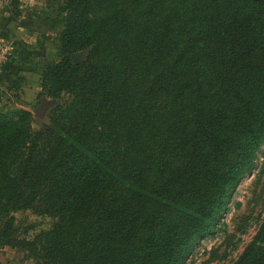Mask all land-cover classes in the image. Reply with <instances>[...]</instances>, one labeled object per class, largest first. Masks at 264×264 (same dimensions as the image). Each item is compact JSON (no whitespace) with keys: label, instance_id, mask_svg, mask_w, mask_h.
<instances>
[{"label":"trees","instance_id":"trees-1","mask_svg":"<svg viewBox=\"0 0 264 264\" xmlns=\"http://www.w3.org/2000/svg\"><path fill=\"white\" fill-rule=\"evenodd\" d=\"M33 134L0 113V244L35 264H180L264 143V0H67ZM87 52L78 62L72 54ZM51 227L23 233L13 212ZM236 264H264V224Z\"/></svg>","mask_w":264,"mask_h":264},{"label":"rangeland","instance_id":"rangeland-1","mask_svg":"<svg viewBox=\"0 0 264 264\" xmlns=\"http://www.w3.org/2000/svg\"><path fill=\"white\" fill-rule=\"evenodd\" d=\"M67 0H0V113L14 115L16 108L32 114L33 134L51 122L58 106L72 95L59 97L44 86L48 65L62 59L61 32ZM87 52L72 54L74 63ZM23 233L51 227L54 219L33 208L12 213ZM264 224V143L253 163L228 196L223 213L185 254L180 264H236ZM0 264H35L29 251L0 244Z\"/></svg>","mask_w":264,"mask_h":264}]
</instances>
